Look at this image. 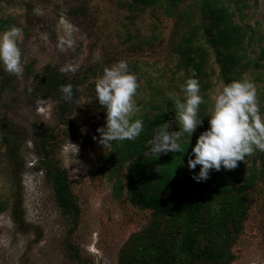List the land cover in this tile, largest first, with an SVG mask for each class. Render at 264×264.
Masks as SVG:
<instances>
[{
	"label": "rangeland",
	"instance_id": "374dc122",
	"mask_svg": "<svg viewBox=\"0 0 264 264\" xmlns=\"http://www.w3.org/2000/svg\"><path fill=\"white\" fill-rule=\"evenodd\" d=\"M244 2L247 7L236 20L249 26L250 34L255 32L252 43H244L245 61L251 62L244 77L254 81L264 112V69L254 64L260 43L264 44V0ZM176 22L159 6L131 1L0 0V32L19 27V44L26 57L20 77L0 66V206L5 205L0 211V264H124L122 252L133 248L132 240L156 224L152 211L132 198L129 163L119 168L100 166L97 161L116 145L112 142L104 148L98 143L97 128L105 125L106 110L95 97V81L104 66L126 60L140 85L135 97L137 117L155 111L153 105L162 104L169 92L180 93L188 77L178 69L180 55L173 49L184 25L182 21L177 27ZM66 29L72 30L74 44L61 50L58 35ZM69 61L79 65L75 73H64L77 82L79 95L65 116L52 95L35 87L48 66L59 69ZM207 68V77L199 81L205 103L198 112L206 122L211 98L225 84L212 51ZM4 121L25 130L19 147L5 141ZM38 130L54 131L53 159L66 175L80 209L77 215L60 207L53 183L38 168L34 143ZM170 130H179L176 120ZM198 130L199 126L193 134ZM243 162V176L256 173V179L248 194L243 229L231 246L230 264H264V152L256 151ZM18 195L29 224L26 231L18 229L12 216Z\"/></svg>",
	"mask_w": 264,
	"mask_h": 264
},
{
	"label": "trees",
	"instance_id": "16d2710c",
	"mask_svg": "<svg viewBox=\"0 0 264 264\" xmlns=\"http://www.w3.org/2000/svg\"><path fill=\"white\" fill-rule=\"evenodd\" d=\"M123 1L144 7L159 6L167 16L177 19V27L184 21L182 36L173 49L180 55L178 69L184 70L186 77L193 71L199 81L207 77L211 51L216 54L219 75L225 83L244 77L251 67V62L245 61L244 43L251 44L255 32L250 34L249 26L236 20V16L247 7L245 0ZM254 64L264 69V44L260 43L259 56ZM69 83L73 86L74 97H77V82L50 65L35 90L52 95L61 114L66 116L71 101L62 98L60 86ZM153 108L155 111L139 117L144 121V131L135 140L115 142L114 150L97 158L100 166L111 164L122 168L129 163L127 177L132 198L143 208L150 209L156 220L154 226L132 240L133 248L122 252L123 263L230 264L234 259L231 246L243 229L249 209L248 194L255 185L256 173L243 176L245 163L239 161L235 169L211 170L207 180L198 182L193 179V174H198L201 166L190 170L187 161L190 155L194 158L192 147L197 137L209 127L203 115H200L203 123L192 139H183L184 153L170 151L156 157L151 153L148 141L164 123L170 124L171 132L176 112L169 97ZM2 125L8 133L5 141L17 143V146L13 145L19 147L25 130L14 127L9 121ZM184 137L188 136L185 134ZM56 142L54 131H36L34 143L40 158L38 168L44 170L47 179L53 183L60 207L66 213L77 215L78 203L72 196L64 171L53 159ZM22 202V196L18 195L12 206V216L18 229L26 231L29 224ZM4 208L5 205L0 206V211Z\"/></svg>",
	"mask_w": 264,
	"mask_h": 264
},
{
	"label": "clouds",
	"instance_id": "9594fccd",
	"mask_svg": "<svg viewBox=\"0 0 264 264\" xmlns=\"http://www.w3.org/2000/svg\"><path fill=\"white\" fill-rule=\"evenodd\" d=\"M21 31L19 27L12 26L0 32V66L17 77L22 75L26 63L19 44ZM73 44L71 29L58 35L57 47L61 50ZM78 67L76 62L69 61L59 71L75 73ZM139 86L137 75L124 59L104 66L102 75L96 79L95 97L106 110V123L97 128L100 134L98 143L104 148L112 142L135 140L144 131V121L136 116L139 107L135 97ZM60 92L65 101L74 99L72 84L61 85ZM180 93H168L179 130L170 132V124L164 123L148 141L150 151L156 157L170 151L184 153L185 134L191 139L203 123L198 112L205 100L195 71L180 85ZM211 99L209 127L197 137L192 147L194 158L190 155L187 161L190 170L201 166L198 174H193V179L198 182L207 180L213 169H235L238 162L245 161L247 156L256 151L264 152V112L261 111L254 81L247 77L234 79L225 83Z\"/></svg>",
	"mask_w": 264,
	"mask_h": 264
}]
</instances>
